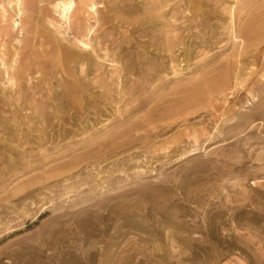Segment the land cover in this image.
<instances>
[{
	"label": "rangeland",
	"instance_id": "obj_1",
	"mask_svg": "<svg viewBox=\"0 0 264 264\" xmlns=\"http://www.w3.org/2000/svg\"><path fill=\"white\" fill-rule=\"evenodd\" d=\"M60 1L0 0V264H264V0Z\"/></svg>",
	"mask_w": 264,
	"mask_h": 264
},
{
	"label": "bare ground",
	"instance_id": "obj_2",
	"mask_svg": "<svg viewBox=\"0 0 264 264\" xmlns=\"http://www.w3.org/2000/svg\"><path fill=\"white\" fill-rule=\"evenodd\" d=\"M74 5V1L73 0H61L58 3V6L61 8V17L67 19V17L69 16V12L72 10ZM57 6V4H56Z\"/></svg>",
	"mask_w": 264,
	"mask_h": 264
},
{
	"label": "crops",
	"instance_id": "obj_3",
	"mask_svg": "<svg viewBox=\"0 0 264 264\" xmlns=\"http://www.w3.org/2000/svg\"><path fill=\"white\" fill-rule=\"evenodd\" d=\"M7 2L9 3V0H7ZM21 3H22V0H21ZM21 3H20V5H21ZM9 4H14V2H11ZM14 6H15V4H14Z\"/></svg>",
	"mask_w": 264,
	"mask_h": 264
}]
</instances>
